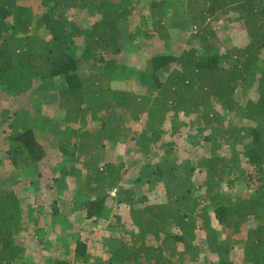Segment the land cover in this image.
<instances>
[{
    "label": "trees",
    "instance_id": "16d2710c",
    "mask_svg": "<svg viewBox=\"0 0 264 264\" xmlns=\"http://www.w3.org/2000/svg\"><path fill=\"white\" fill-rule=\"evenodd\" d=\"M37 1L39 11L31 9L23 0H0V93L22 97L35 89L49 90L63 111L62 125H70L68 128L74 131L72 136L77 130L72 125L82 130L70 147L65 145L68 142L58 146L62 162L55 168H60L59 174L50 176L46 179L50 183L44 185L48 194L57 196L58 191L61 194L67 189L70 180L81 177L85 169L81 185L85 188L91 184L88 187L91 193L86 196L85 189L79 190L85 198L84 218L106 223L112 217L116 229L127 234L125 239L123 234L119 237L108 264H189L198 261L204 243L209 247L205 253L218 256L217 264H233L227 258L237 257L238 246L243 264H264V195L259 199L242 195L231 200L223 189L228 168L236 159H228L227 155L201 157L189 167L191 162L186 161L184 171L177 173L173 166L163 169L148 158L156 144L167 150L175 145L163 140L169 132L165 128L167 121L175 124L181 118L186 126L197 130L219 127L225 122L215 108L220 105L246 126L248 134L242 131V136L251 142L242 145L239 153L249 166L258 173L261 171L264 133L256 124L264 120V61L261 59L264 0H186L190 9L197 6L191 17L197 32L179 53H156L147 59L138 74L140 86L150 90L147 95L116 90L110 83L128 70L119 59L122 54H128L127 48L164 29L161 13L164 3L149 4L150 12L159 13L150 30L151 17L141 14L144 6L138 7L136 0ZM78 11L94 15V22L90 25L78 22L75 17ZM133 16H139L141 32L138 28H129L128 21ZM221 16L224 22L232 24L229 29L244 35L241 42L222 51L216 24ZM32 29L43 31L47 38L37 44ZM239 89L246 94L251 91L255 99L237 102L235 93ZM24 115L23 121L13 125L11 137L21 158L17 160L15 152L10 150L20 175L19 182L34 177L20 174L21 163L31 168L40 162L47 164L48 160L43 134L27 124L28 115ZM143 116H146L144 122ZM89 122L91 132L86 129ZM137 123H142L141 132L136 134L139 153L147 160L142 173L148 171L145 177L139 178L137 187L146 184L152 191L151 185L157 184L160 193L153 190L149 193L153 200L139 207L147 197L136 198L133 190L122 189L124 186L119 184L125 197L116 200L117 208H129L127 219L113 212L108 203V199H114L110 192L122 181L127 166L115 157L107 162L110 156L105 144L125 142L131 126ZM220 135L216 141L227 144L229 149L241 138L238 129L230 124L222 128ZM196 137L202 141L211 139L209 135ZM48 169L45 170L47 178ZM194 173L200 176L196 185L191 181ZM252 177L249 180L254 184L259 179L263 184V178ZM32 183L33 180L29 181L27 187ZM22 195L23 192L12 188L0 190V264H25V249L15 241L27 227L20 201ZM66 198L51 200V216L57 217L60 201L67 203ZM31 208L35 206L30 205L26 210L30 212ZM49 212L50 209L46 215ZM213 221L223 232L221 237H229L227 245H218V234L212 237L206 234ZM38 222L36 214L34 225ZM126 222L132 223V229L137 231L126 228ZM130 234L133 238L128 242ZM204 235L206 238L202 240ZM75 251L83 264H90L86 243L80 238L76 239ZM71 262L60 259L55 264Z\"/></svg>",
    "mask_w": 264,
    "mask_h": 264
},
{
    "label": "rangeland",
    "instance_id": "374dc122",
    "mask_svg": "<svg viewBox=\"0 0 264 264\" xmlns=\"http://www.w3.org/2000/svg\"><path fill=\"white\" fill-rule=\"evenodd\" d=\"M23 3L35 11L40 10L37 0H23ZM151 3L158 5L164 3L161 7V13L164 15L162 21L164 29L160 30V33H156L149 39L145 38L143 41L141 40L135 45L132 44L127 48L126 52H128V54L124 53L119 57L120 62H123L128 70L125 71V73L120 74L119 77H116L115 79L113 78L110 83V86L113 89L147 95L150 90L142 88L138 81V74L143 70L147 59L156 53H179L186 47V43L190 36L197 32V29L194 27L191 20L192 15H195L197 11L196 5L192 6L190 9L189 3H187L186 0H136L137 6L139 5L138 7L144 6L141 14L145 17H151V23L148 25L150 30L151 26H153V19L158 18L157 15L159 14H153V12H150L149 4ZM75 17L78 19V22L86 25H90L95 20L94 15L86 11H78ZM224 20L225 18L221 16L216 23L218 24L217 32L219 34L218 40L221 44L220 48H222L221 51L226 50L232 44L241 42V38L244 37V35L239 33L236 29H229V26L232 24H228L230 22H224ZM128 22L131 30L138 28L141 32L140 25L142 22H140L139 16H133ZM32 33L35 36L34 38L36 39L37 44H41L47 38L43 31L32 29ZM166 34H168V37L165 36ZM262 55L263 57L261 59L264 61V51ZM89 72L90 71L87 73ZM154 92L156 93V91ZM53 98V94L50 93L49 90L39 91V89H35L22 97L8 96L3 94V92L0 93V190L12 188L16 192H23L20 201L26 214L27 227L22 232L26 235L21 238V235L19 234L15 241L19 243L22 239L30 236L34 244H38V242L42 243V246H44L43 250L39 253L38 258H33L34 264H55L57 259L59 258L60 260L62 257L68 258L74 262V264H83L84 261L78 257L75 251L76 239L80 238V240H83L86 243L87 252L90 257V264H108V253L114 250L115 246L118 244L119 237L123 234L122 238H124V236L126 238L127 234L116 229L115 221L112 217H110L106 223H103L102 221L94 223V221L84 218L83 200L85 198H83L82 195L80 196L79 190L85 189L84 193H86V196L91 193L88 189L91 184L85 188L81 185L85 169L82 170L83 175H81V177L74 181L70 180V182L67 183V189L62 191L61 194H59V191L56 189L58 191L57 196L48 194L45 187L46 184L50 183V181L46 179H50V176H58L59 174L60 168H55L57 164H61L62 162L58 146L63 142H68V144H64L66 147H70L72 143L71 141L73 139L78 140L81 134L80 132L82 131L81 129L78 130V125H72V128L77 129L75 131L76 135L72 136L74 131L68 128L70 125H62L64 122L61 123L60 121H62V119L60 118L63 116V111ZM247 98H252L253 100L255 99L251 91L247 92V94L244 93L242 89L236 91L235 99L237 102L239 101L243 103L247 100ZM215 108L221 115V120L225 121L223 125L221 123L222 126H212L197 130L195 127L191 128L186 126L181 118V121L175 124H170L169 121H167L165 128L169 129V132L164 135L163 140L172 142L175 145L171 147L172 150H167L163 149L160 144H156L154 147L152 146L154 148L151 153L152 156L148 158L151 160L152 164H158V166L163 169L173 166L175 171L180 173V171H184L186 166L184 163L186 161L191 162L187 165L189 167L191 164H195L201 157L207 158L227 155L228 159H236L233 160L232 164H230L228 173L225 177L226 183L223 185L224 191L226 193L228 192L231 200H234L236 197L242 195L257 199L263 197L264 180L261 185V182L259 183V180L261 179H259L256 184L249 179L252 175L254 176L252 178H255L256 180L258 177L264 179V165L260 168L261 171L258 173L257 170H254L253 167L249 166L242 154L239 153L242 149V145H249L251 142V139L244 138L242 136V131H244L246 135L248 134L246 126L243 125V122L236 116L229 115V113H227L222 106L217 105ZM20 109H23V111ZM25 113H27L29 119V121L26 119V123L37 129L39 134H43L42 142L47 150V164H51L48 166L46 163L40 162L38 166L28 168L21 163L19 171L20 174L26 178H30L31 176L34 177L28 180L26 179V182H19L20 175L17 173V166L15 167L13 165L12 157H10V155L12 152H15L14 155L16 154L15 158H17V160L21 158V155H19L16 151V145L11 137L14 132L12 129L14 127L13 125L18 120L23 121V119H25L24 117H26V115H24ZM239 116L241 117V115ZM145 117L146 116H143L142 122H144ZM90 123L91 122L86 125V129L91 132L92 125ZM229 124L238 129V132L241 133V138L237 143H233L229 146L231 147L230 149L227 144L221 145L216 141L218 134L221 137L220 131L222 128ZM256 125H259L260 130L264 133V120L262 119L260 123ZM243 127H245V129L241 130ZM141 129L142 123H137L131 126V132L125 142L105 144L108 151L107 153L110 156L107 162L112 161L115 157V160H122L121 162L127 166L122 181L117 183L116 187H114L110 192L114 199L112 201H109L108 199V203L111 204L112 211L121 213L122 217L127 219V209L129 208L126 210H119L117 208L118 203L116 200L120 197H125L119 188V184L124 186V188H122L121 185L122 189L133 190L136 198L143 196L147 197L146 201L138 204L139 207H141L143 203H150L151 200H153V196L149 194L153 193V190L160 193V187L157 184L155 186L151 185L153 187L152 191H150V186L146 184H142L140 187H137V185L140 184L138 182L139 178L145 177V174L148 172L146 170L145 173H142V167L146 164L147 160L146 157H143L139 153L138 148L139 142L137 141L138 136L136 134L140 133ZM206 135H209L211 139L202 141L200 138L196 137L201 136L204 138ZM132 136L134 137L131 138ZM197 139H200V141H196ZM99 164V168L101 169L103 161L99 162L98 165ZM47 169L48 178L45 175V170ZM38 172L39 174L36 176V173ZM40 174L41 176H39ZM194 174L195 176L191 179V181L196 185L198 183L197 179L200 176L199 174ZM202 179H204V177H202ZM31 180H33V183L27 187V184ZM66 181L67 179L65 182ZM40 196H42V198L38 200ZM63 196L67 197L66 199L68 202L66 203L61 200L60 213L57 217L55 215L51 216L52 209L49 207L51 205V200H55L56 198L61 199ZM27 197L30 199L27 200ZM161 197L162 196H159V199ZM33 198L34 200L32 201ZM43 203H45L46 206L43 205ZM30 205H34L35 209L30 210L29 212L26 209L28 207L30 208ZM48 209H50V212L46 215ZM45 210L46 212H44ZM36 214H38L40 220L35 226L32 224L34 223V220H31L33 219L32 215ZM27 215L30 216L28 217ZM214 222L215 221L211 222L209 231H207L206 234L209 237L216 236L218 234V245H227L228 242H230L229 237H221L223 232L217 229L216 223ZM125 226L128 229L130 228V230L132 229V223L130 222H126ZM132 230L135 232L137 231L135 228ZM128 238V242H130L133 237L130 234L128 235ZM205 238L206 237L204 235L202 240H205ZM42 246L40 247L42 248ZM40 247L35 245V249H39ZM208 248V245L204 243L200 253L198 254V261H192L189 264H217L218 256L215 253H205ZM35 254L36 253H34V255ZM48 258H50L51 261L47 260ZM227 259L233 260V264H243L240 247L238 246L237 257L231 256V258L228 257Z\"/></svg>",
    "mask_w": 264,
    "mask_h": 264
},
{
    "label": "crops",
    "instance_id": "0c3cea01",
    "mask_svg": "<svg viewBox=\"0 0 264 264\" xmlns=\"http://www.w3.org/2000/svg\"><path fill=\"white\" fill-rule=\"evenodd\" d=\"M29 199L30 198L27 197V200H29ZM21 205H22V203H21ZM30 210H34V208H31ZM32 218L33 219L31 221H33L35 219V215H32ZM39 220H40V218H39ZM32 224L34 225V223H32ZM20 235H21V238H22L26 234H24V233L21 232ZM20 242L18 244H20L21 246H23L24 249H25V258H24L25 264H34L33 258L34 257L35 258H38V255H39L40 252H42L44 246H42V243L41 242H38V244L37 243L34 244V242H32V240H31V237L30 236L22 239ZM35 245L38 246V247L42 246V248L40 247L39 249H35ZM116 246H115L114 250L116 249ZM34 253H36V254L34 255ZM110 253H108L109 254V258L111 257V254ZM60 259H67V260H69L68 258H64V257H62ZM57 260H59V258ZM71 263L74 264V262H71Z\"/></svg>",
    "mask_w": 264,
    "mask_h": 264
}]
</instances>
